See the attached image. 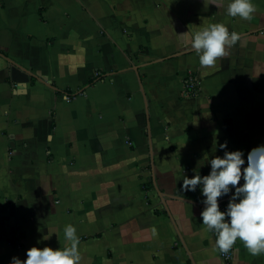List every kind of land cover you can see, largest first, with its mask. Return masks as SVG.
<instances>
[{"label":"crops","instance_id":"crops-1","mask_svg":"<svg viewBox=\"0 0 264 264\" xmlns=\"http://www.w3.org/2000/svg\"><path fill=\"white\" fill-rule=\"evenodd\" d=\"M208 3L0 0V264L64 246L66 225L80 264H226L182 185L221 144L264 145V0L250 20ZM212 23L242 41L202 67L182 34ZM230 264L264 254L237 240Z\"/></svg>","mask_w":264,"mask_h":264},{"label":"clouds","instance_id":"clouds-1","mask_svg":"<svg viewBox=\"0 0 264 264\" xmlns=\"http://www.w3.org/2000/svg\"><path fill=\"white\" fill-rule=\"evenodd\" d=\"M207 6L224 8L227 16L241 20H250L256 11L252 0H229L226 7L224 0H210ZM182 36L185 46L197 53L202 67L213 66L230 47L242 41L241 34L230 32L223 23H212ZM220 148L224 149L223 156L204 155L202 159L210 166L209 174L184 176L182 188L196 192L199 187L204 206L201 223L215 234L216 248L228 252L239 240L251 255L264 254V145L253 148L246 159L242 150H227V143ZM224 196L229 201L221 210L220 198ZM64 239L67 243L55 249L31 247L25 260L13 257L10 264H80V240L74 226L64 227Z\"/></svg>","mask_w":264,"mask_h":264},{"label":"built area","instance_id":"built-area-1","mask_svg":"<svg viewBox=\"0 0 264 264\" xmlns=\"http://www.w3.org/2000/svg\"><path fill=\"white\" fill-rule=\"evenodd\" d=\"M185 86H186V88H185L184 93L186 96H189V95L196 93V91H195V78L194 77H189L188 84H186ZM228 201L229 200H227V201L222 200L220 202L221 210H224L226 208ZM234 250H235V245L228 252H222L219 250L220 254H221L222 258L225 260L226 264L231 263V260L233 259Z\"/></svg>","mask_w":264,"mask_h":264},{"label":"water","instance_id":"water-1","mask_svg":"<svg viewBox=\"0 0 264 264\" xmlns=\"http://www.w3.org/2000/svg\"><path fill=\"white\" fill-rule=\"evenodd\" d=\"M9 62L12 64V77H13V79L18 81L21 84H27L30 80V77L33 76V74L28 69L22 67L21 65L15 63L13 61H10V60H9ZM159 194L162 197L163 203H165V194H163L160 191H159ZM227 200L228 199H226L224 201H227Z\"/></svg>","mask_w":264,"mask_h":264},{"label":"trees","instance_id":"trees-1","mask_svg":"<svg viewBox=\"0 0 264 264\" xmlns=\"http://www.w3.org/2000/svg\"><path fill=\"white\" fill-rule=\"evenodd\" d=\"M93 83H94V81H91L89 84H93ZM59 92H61V91H59ZM68 94L72 95V93H68Z\"/></svg>","mask_w":264,"mask_h":264}]
</instances>
